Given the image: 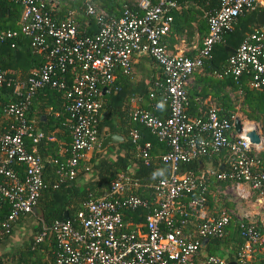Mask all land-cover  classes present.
<instances>
[{"label":"built area","instance_id":"2783aa9c","mask_svg":"<svg viewBox=\"0 0 264 264\" xmlns=\"http://www.w3.org/2000/svg\"><path fill=\"white\" fill-rule=\"evenodd\" d=\"M0 1L15 3L20 9L17 32L1 30L0 41L19 33L41 59L23 79L0 71V88L9 89L11 97L0 106V207L6 209L0 218V236L15 227L17 218L32 211L43 185V161L36 151L43 134L34 130L25 115L34 93L48 87L64 95L69 142L54 172L59 181L71 179L79 161L87 160L86 153L99 145L95 124L102 98L116 90L115 74L128 75L138 54L151 59L162 72L160 81L153 84L157 98L152 93L147 98H154L152 106H164L166 113L159 117L133 98L128 117L166 147L159 159L168 165V173L142 186L126 169L113 175L99 196L82 202L72 218L41 227L34 242L52 237V264H191L199 242L222 237L232 215L223 210L216 216L204 213V195L212 181L224 183L223 192L238 200L250 190L264 193V163L256 165L252 144L245 136L255 131V125L239 121L236 133L232 128L235 116L219 118L214 106L199 116H188L184 90L189 76L201 68L212 46L222 41L221 35L230 31L236 18L255 8L264 9V0H215L216 5L203 13L206 33L192 56L169 50L163 43L174 0H134L123 5L116 17L86 2L81 22L74 9L53 17L56 0ZM226 64L220 77H229L235 84L246 78L248 88L264 90V29L246 34ZM3 96L0 91V98ZM128 134L136 157L144 161L148 143L136 144L139 135L135 128ZM219 154L222 159L217 161V171L177 172L179 163ZM237 222L241 245L232 264H247L259 233L252 222ZM199 264L227 262L212 255Z\"/></svg>","mask_w":264,"mask_h":264},{"label":"trees","instance_id":"16d2710c","mask_svg":"<svg viewBox=\"0 0 264 264\" xmlns=\"http://www.w3.org/2000/svg\"><path fill=\"white\" fill-rule=\"evenodd\" d=\"M174 1L176 6L170 11V14L175 20H171L168 31L166 35L163 36V43L165 38L171 36V31L179 33L182 28L189 26L187 15L189 11L188 9H191V6L187 3V1L196 6L194 9L195 11L199 10L201 23H203L205 29L204 33H206L205 16L203 12L214 7L216 5V1ZM58 2L54 9L51 10L53 17L60 18L65 10L74 9L77 12L75 17L79 22L85 20L82 8L86 2L93 5L95 9L102 10L110 17H116L121 11L123 5L129 6L131 4V0H58ZM61 2H64L65 5H61ZM19 10V6L15 3L0 1V31L12 30L17 32L15 21L19 16ZM257 11L264 12V9L260 7L255 8L251 11L242 13L236 18L230 31L221 35L222 42L214 44L210 50L209 58L202 61V70H205L210 74H212V72H220L224 68L225 60L228 56V53L224 50L223 46H235L252 29H264V23L263 26H259L254 20V14ZM10 43L13 44L12 47L9 46ZM166 48L170 50L168 45ZM40 63V57L31 52L28 45V39H26L23 35L16 33L14 37L10 39L4 38L0 41V71L6 72L9 76L23 79L32 68L36 67ZM130 72L131 70L129 71V74ZM128 75H121L122 79L124 77H128ZM215 80V83H213L215 88L213 92H211V98L214 102L217 116L224 119H229L232 116L234 117L233 106L230 99L227 97V94L231 93L235 95V93H240L241 102L243 104L242 106L244 107V109H240L241 113L244 111L246 120L258 122L264 134V91L262 89L259 91L248 90L243 79H240L239 84H237L239 88L229 77H222ZM149 85L150 89L142 94V96H145L142 99L145 109L156 115H159L158 111H162L165 116L166 112L164 106L159 108L153 107L154 98H147L149 93H152L155 98L158 96V90H156L153 83L150 82ZM113 86L116 87V90L108 93L102 98L101 112L105 111V114L101 116L100 113V115L96 118V138L99 141L104 135L115 132L121 137V141L115 143L112 151L110 152L106 151V148L98 150V147H96L87 160L79 161L76 175L71 179H61L59 181L54 172L56 165L52 167L45 165L42 168L41 178L43 185L31 212L36 218L33 230L26 236L25 239L21 240L15 250L0 254V264H52L54 249L51 241L52 237H42L40 241L34 242V238L38 234L40 228H47L54 221L63 220V212H66V219L72 218L80 209L82 202L90 198H95L103 192L105 185L113 175L122 173L126 169L131 170L134 176L138 178V182L142 186L167 175L168 165L161 163L159 159V156L164 152L166 147L161 142L157 141V139L154 138V136H152L146 128L130 121L128 117V110L130 107L129 95L132 94L130 93V88L128 87V92H124V87H119L117 81H114ZM140 88L144 89L145 86H140ZM0 91L5 95L0 98L1 106L7 98L11 99V97L9 95V89L0 88ZM64 103L65 98L62 91L54 90L48 87L40 88L32 96L28 109L25 113L26 119L32 123L34 130L37 131H39L38 126H41L40 122L43 118L42 129H40V131L44 135L43 138L36 144V151L42 161H44V159L39 152V147L44 141V136L48 134L50 130L58 129L61 132H64L67 134L69 140L68 129L64 121ZM139 106L144 108L141 104H139ZM33 110H36L35 118H32L31 116V112ZM0 121L1 123L3 121L1 117ZM131 128H135L139 135V138L136 140V144L141 146L143 142H147L150 146V143L152 144V142L161 143L163 148L161 153L156 155L149 150L150 148H148L144 161H142V159H138V157H136L135 144L132 143L128 134ZM118 157L119 160H117ZM219 159H222L221 154L218 156L209 155L191 159L187 162L179 163L177 172L196 175L204 171H217L218 168L220 169L217 165V161ZM84 167H87V172H85ZM91 172H93V174H91ZM210 184H215L218 188H223L224 186V183L217 181H212ZM144 192L145 190H143V193ZM204 197L205 202L208 203L210 201L208 192L204 195ZM223 204L225 205V203ZM5 213L6 209L0 207V218L5 215ZM218 213L219 211H215L210 213L209 216H216ZM22 220L23 217L17 218L14 225H17ZM232 220V215H230L222 237H207L203 241L199 242L196 253H200L199 250L204 249L202 255H200L201 259L205 256L214 255L223 259L225 262H233L241 245V239L237 235L234 242L230 243L231 238L229 239V237H227V229L230 225H232L237 232L238 222L234 223ZM256 229L258 231L257 227ZM12 230L13 229H9L7 232L1 234L0 243L10 235ZM247 264H264V259L258 262L250 259Z\"/></svg>","mask_w":264,"mask_h":264},{"label":"crops","instance_id":"0c3cea01","mask_svg":"<svg viewBox=\"0 0 264 264\" xmlns=\"http://www.w3.org/2000/svg\"><path fill=\"white\" fill-rule=\"evenodd\" d=\"M187 3L191 6V9H188L189 11L187 15L189 26L186 28L185 27L182 28L179 33H175L174 31H171V36L165 38L164 43L166 46L167 45L169 46L170 50L171 49L179 50V51H182L185 55L192 56L195 54L196 49L199 47L201 38L205 35L204 33L205 29H204L203 23H201V19L199 16V10L195 11L194 9L196 8V6L193 5L189 1H187ZM171 17L173 19V16ZM174 20L175 19H173V21ZM16 23H17V20L15 21V25ZM263 23H264V14H263ZM237 45L235 46L225 45L223 46V48L228 53V55H230L231 54L230 51H233V49ZM226 65L227 64L225 60V66L220 72H212V74H210L200 68L189 76L186 82V85L184 87V90L186 93V99H187V106H186L185 113L188 116H199L202 113H204V111L209 106L215 107L214 102L211 98V92H213L215 88L213 83H215L216 81L215 79L222 78L219 76V74L225 70V68L227 67ZM161 78H162V72L160 71V69L148 57H146L145 55L138 54V56L134 57V59L132 60L131 72L128 75V77L126 78L124 77L122 79V76L116 73L114 81H117L119 87H124L123 89L124 92H128V87H129L131 90L130 93H132L129 95L130 97L129 100L133 98H138V100L140 101L139 104L143 105V107L145 108L144 102H142V99L145 96L144 95L142 96V94H144L146 91H148V89H150L149 88L150 82L154 84V82L155 83L158 82L156 80H160ZM241 79H243L244 82H246V78H241ZM140 86H145V88L144 89L140 88ZM236 86L238 85L236 84ZM246 88L251 91L260 90V89H250L247 86ZM228 94H231V93H228ZM35 112L36 110H33L31 112L32 118H35ZM158 112H159V115H158L159 117L164 116V113L162 111H158ZM101 114L103 116L105 114V111H102ZM234 116L236 117L235 114ZM42 120L40 122L41 126L40 125L38 126L39 131L40 129H42V124H43ZM254 125H256L255 132L259 136V144L252 145L251 154L254 156V161L256 165H260L264 163V134L260 126H258L259 124L258 125L254 124ZM68 141L69 140H68L67 134H65L64 132H61L58 129L50 130L48 134L44 136V141L39 147L40 149L39 152L44 159L43 167L45 165L52 167L55 165L56 162H59L64 158V149H65V146L68 144ZM115 143L108 145V146H111L109 151L107 150L106 148L107 146H106L105 147L106 151L108 152L112 151L113 145ZM149 148H150L149 150H151L156 155L160 154L161 150L163 149L162 144L158 142H152V144L150 143ZM117 160H119V157L117 158ZM91 174H93V172H91ZM240 202H243L246 208L244 209L237 208V210L235 211V214L232 216L233 218L232 221H234L235 223L239 219L247 220L249 222H252L258 228L259 239L257 243L253 246L252 252H251V259H253V261L255 262L256 261L258 262L264 259V193L260 195L257 192L250 190L248 191L246 197ZM30 214L32 216L33 213L29 212L25 214L23 216V219H26V217L30 216ZM227 233H228L227 237H229V239L231 238L230 243H233L234 240L237 238V232L232 227V225L228 227ZM203 250L200 249L199 250L200 253L197 252L192 256L191 264L200 263L201 261L200 255H202ZM232 250L234 251L233 248Z\"/></svg>","mask_w":264,"mask_h":264},{"label":"rangeland","instance_id":"374dc122","mask_svg":"<svg viewBox=\"0 0 264 264\" xmlns=\"http://www.w3.org/2000/svg\"><path fill=\"white\" fill-rule=\"evenodd\" d=\"M58 2V0H57ZM134 0H131V3H133ZM59 3V2H58ZM61 5H65L64 2H61ZM81 22V21H80ZM227 97L230 99L232 106H233V112L236 115V118H238V120L240 122H250L253 124H259L258 122H254V121H248L246 120L245 116H244V111L241 113L240 109H244V107L242 106V102H241V94L240 93H235V95L233 94H227ZM256 126V125H255ZM259 126V125H258ZM111 146H107V150H110ZM92 151H88L86 153V158L88 159L91 155ZM223 188H218V186H216L215 184H210L208 186V196L210 201L207 203L205 202V198H204V204L202 206V209L204 210V213L209 216L210 213L212 212H217V211H225L227 213H231L232 216L235 214V211L237 210V208L240 209H244L246 208L243 204V202H240L241 200L235 199L232 197L231 194L228 193H224L223 192ZM225 203V205L223 204ZM227 203V204H226ZM32 212V211H31ZM36 223V218L33 216H27L26 219H23L22 221H20L17 225H15V227L13 228L12 232L10 233V235L3 241H1L0 243V254L2 253H7V252H12L13 250L16 249V247L19 245V243L21 242V240L25 239L26 236L31 233V231L33 230V226Z\"/></svg>","mask_w":264,"mask_h":264},{"label":"water","instance_id":"95a60500","mask_svg":"<svg viewBox=\"0 0 264 264\" xmlns=\"http://www.w3.org/2000/svg\"><path fill=\"white\" fill-rule=\"evenodd\" d=\"M263 12L259 11L255 14L254 18H255V22L257 25H263ZM232 52V51H230ZM102 116V114H101ZM232 128L233 130L238 133L240 131V122L238 120V118H234L233 122H232ZM245 136L247 137L248 141L250 144L252 145H257L259 144V136L258 134L254 131V130H250L248 132L245 133ZM121 137H119L116 133H108L106 135H104L100 141H99V145H98V150H103L106 146L113 144L117 141H120ZM67 218L66 212H63L62 215V219L65 220ZM227 264H231L230 262H227Z\"/></svg>","mask_w":264,"mask_h":264},{"label":"bare ground","instance_id":"6f19581e","mask_svg":"<svg viewBox=\"0 0 264 264\" xmlns=\"http://www.w3.org/2000/svg\"><path fill=\"white\" fill-rule=\"evenodd\" d=\"M248 125H246L245 127H247Z\"/></svg>","mask_w":264,"mask_h":264}]
</instances>
